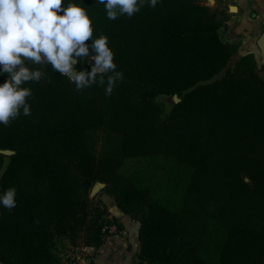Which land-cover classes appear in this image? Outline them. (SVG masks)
Here are the masks:
<instances>
[{"label":"trees","instance_id":"trees-1","mask_svg":"<svg viewBox=\"0 0 264 264\" xmlns=\"http://www.w3.org/2000/svg\"><path fill=\"white\" fill-rule=\"evenodd\" d=\"M202 1L109 20L95 0H63L107 36L123 80L108 97L98 84L77 93L49 66V81L22 85L31 115L0 125L13 152L0 154V195L16 190L11 212L0 205V264H76L107 226L123 231L90 198L96 183L137 224L135 264H264V79L252 54L231 63L226 9ZM159 96L179 101L166 112Z\"/></svg>","mask_w":264,"mask_h":264},{"label":"clouds","instance_id":"clouds-1","mask_svg":"<svg viewBox=\"0 0 264 264\" xmlns=\"http://www.w3.org/2000/svg\"><path fill=\"white\" fill-rule=\"evenodd\" d=\"M95 2L104 6L109 20H116L124 15L131 18L146 3L155 8L158 0ZM82 62L90 70L77 71L75 65ZM49 66L66 77L77 93L98 84L108 97L123 80L107 36L93 38L92 20L84 7L71 2L65 6L63 0H0V75L7 77L0 83V125L9 127L21 115H31L28 100L33 93L22 85L49 81L41 70ZM15 196V188H8L0 195V205L11 212Z\"/></svg>","mask_w":264,"mask_h":264},{"label":"crops","instance_id":"crops-1","mask_svg":"<svg viewBox=\"0 0 264 264\" xmlns=\"http://www.w3.org/2000/svg\"><path fill=\"white\" fill-rule=\"evenodd\" d=\"M227 1L228 20L220 28L219 35L226 43L238 44V51L231 63L242 55L252 54L256 61V72L264 79V53L257 47L258 39L264 33V0ZM230 6H234L235 10L229 12ZM124 219L123 235H111L99 249H82L80 254L83 258L79 264H134L137 252L131 251L129 243L133 240V247H138L134 237L137 224L125 216Z\"/></svg>","mask_w":264,"mask_h":264},{"label":"rangeland","instance_id":"rangeland-1","mask_svg":"<svg viewBox=\"0 0 264 264\" xmlns=\"http://www.w3.org/2000/svg\"><path fill=\"white\" fill-rule=\"evenodd\" d=\"M202 3L204 5L211 7V8H213L215 6L214 0H203ZM228 3H229V1H227V0H218L219 6L224 10L226 9V11H227ZM156 101L159 103H162L164 105L165 111L167 112L170 110V108L173 105L174 96L173 97L159 96L158 98H156ZM136 163H137L136 161H128L125 164V169L128 167H132V166L136 165ZM139 165L140 166L144 165V163L142 162ZM99 184H102V183H96L94 185L95 187L93 186V189L90 192V198H92L100 206L105 207L107 209V212L110 213L113 218H116L118 220V223H123L125 220L124 215H121V213H119V211L117 210V207L115 206L113 200L109 196H107L106 194H104L102 192V189L104 187L102 189H98V191H94V188H100ZM81 252H82V249L81 250L78 249L75 253H73V255H71L72 260L76 264H79L83 258L82 255L80 254ZM134 260H135V262H134V264H135L136 258Z\"/></svg>","mask_w":264,"mask_h":264},{"label":"water","instance_id":"water-1","mask_svg":"<svg viewBox=\"0 0 264 264\" xmlns=\"http://www.w3.org/2000/svg\"><path fill=\"white\" fill-rule=\"evenodd\" d=\"M233 9H235V7L234 6H230L228 8V11L232 12ZM257 47H258V49L260 50L261 53H264V33L258 39ZM178 101H179L178 98L176 96H174V102L177 103ZM0 154L6 155V156H10V155L13 154V152L9 151V150H4V151H0ZM99 187L100 188H94V191H98V189H102L104 187V185L103 184H99Z\"/></svg>","mask_w":264,"mask_h":264},{"label":"built area","instance_id":"built-area-1","mask_svg":"<svg viewBox=\"0 0 264 264\" xmlns=\"http://www.w3.org/2000/svg\"><path fill=\"white\" fill-rule=\"evenodd\" d=\"M111 235H123V231H117L115 225L110 224L109 226L106 227V239L110 238Z\"/></svg>","mask_w":264,"mask_h":264},{"label":"bare ground","instance_id":"bare-ground-1","mask_svg":"<svg viewBox=\"0 0 264 264\" xmlns=\"http://www.w3.org/2000/svg\"><path fill=\"white\" fill-rule=\"evenodd\" d=\"M233 10H235V9H233Z\"/></svg>","mask_w":264,"mask_h":264}]
</instances>
